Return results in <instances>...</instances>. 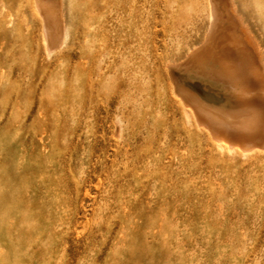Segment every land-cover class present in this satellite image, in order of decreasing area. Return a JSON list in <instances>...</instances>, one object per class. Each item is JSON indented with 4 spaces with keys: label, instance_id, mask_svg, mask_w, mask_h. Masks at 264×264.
<instances>
[{
    "label": "rangeland",
    "instance_id": "obj_1",
    "mask_svg": "<svg viewBox=\"0 0 264 264\" xmlns=\"http://www.w3.org/2000/svg\"><path fill=\"white\" fill-rule=\"evenodd\" d=\"M232 2L264 57V0ZM24 4L0 0V264H264V139L219 152L172 85L239 108L183 64L206 0H63L53 49Z\"/></svg>",
    "mask_w": 264,
    "mask_h": 264
},
{
    "label": "bare ground",
    "instance_id": "obj_2",
    "mask_svg": "<svg viewBox=\"0 0 264 264\" xmlns=\"http://www.w3.org/2000/svg\"><path fill=\"white\" fill-rule=\"evenodd\" d=\"M206 2L209 8L207 12L209 29L205 31L202 44L190 48L183 64L202 66L234 88L238 95L236 103L239 108L233 110L234 106L226 104L223 94L211 92L200 82L196 85L192 82L187 85L175 83L171 79L174 92H176L175 98L181 97H178L180 99L177 100L183 105V112L186 113L185 115H189L191 120L192 117L194 120L196 117L197 120L207 124V128H205L202 123H199V126L192 120L197 128L206 129L205 131L201 128L199 130L204 131V135L213 144H215L212 140L214 137L213 139L218 142L215 141L219 152L230 153L236 149L243 152V156L245 153V157H247L249 154L246 152L249 150L241 151L245 148L244 145L252 143L258 138L264 139V57L247 25L236 14L232 0H206ZM197 4L199 5V3ZM24 5L29 9L30 14L39 19L42 37L47 42L45 44L53 49V45L58 40L61 38L65 40L67 18L64 14L65 8L63 10V0H25ZM216 27H225V29H219L221 31L216 32ZM179 62H177L178 65ZM175 66L172 65V62L169 63L170 69ZM190 125L194 126L191 122ZM221 140H225L227 144H223ZM239 146H244V148L240 149ZM250 146H252L250 150L255 148L252 144ZM240 152L232 154L241 156ZM229 157L232 159V156ZM254 160L256 159L254 158ZM247 161L249 162V160ZM4 256L0 252V261L6 262Z\"/></svg>",
    "mask_w": 264,
    "mask_h": 264
}]
</instances>
